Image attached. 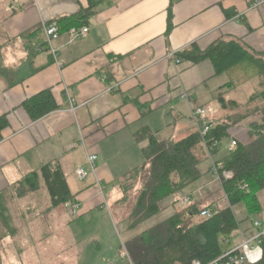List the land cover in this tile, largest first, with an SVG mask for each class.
Masks as SVG:
<instances>
[{
	"label": "crops",
	"instance_id": "0c3cea01",
	"mask_svg": "<svg viewBox=\"0 0 264 264\" xmlns=\"http://www.w3.org/2000/svg\"><path fill=\"white\" fill-rule=\"evenodd\" d=\"M255 1L109 0L75 29L88 27V35L74 38L65 19L79 16L89 0H0V119L6 120L0 193L44 165L58 164L68 185L72 176L78 183L91 179L75 195L81 216L100 205L94 185L119 184L143 163L140 130L174 141L197 133L182 96L188 94L193 107L220 113L218 99L229 90L221 91L227 82L213 86L225 76H216L210 61L195 65L179 55L222 39L264 53V5L251 9ZM52 22L61 30L53 43L57 58L45 46L44 27ZM44 91L58 109L33 121L24 104ZM234 133L242 142L239 130ZM88 154L97 156L96 174L81 181L76 171L87 167ZM24 235L17 238L21 244L29 241ZM7 240L0 242V264H27V245L15 244L21 247L17 257Z\"/></svg>",
	"mask_w": 264,
	"mask_h": 264
},
{
	"label": "trees",
	"instance_id": "16d2710c",
	"mask_svg": "<svg viewBox=\"0 0 264 264\" xmlns=\"http://www.w3.org/2000/svg\"><path fill=\"white\" fill-rule=\"evenodd\" d=\"M106 1L109 0H89L88 8L79 16L66 18L65 22L74 29L80 28ZM179 57L195 65L210 61L216 76L227 77L221 91L236 90L254 80L259 82L258 89L244 103L227 100L224 94L221 95L218 101L223 115L216 119L211 138L222 142L233 128H239L255 117L261 119L248 126L252 141L245 143L234 139L236 148L216 159L217 164H222L221 174H232L231 178L222 175L221 188L224 199H228L227 206L216 207L211 218H203L201 212L213 209L214 205L202 207L191 203V199L184 210L143 232L129 244L132 264H191L194 260L210 263L224 253L228 239H237L242 224L236 214L237 207H242L243 222L252 223V227L262 213L258 196L264 191V53L255 51L241 40L222 39L205 51L193 45ZM24 108L31 119L37 121L56 111L58 105L52 93L44 91L29 99ZM5 124L6 120L0 119V129ZM137 139L142 145L143 163L119 180L122 198L117 205L130 206L129 230L157 216L164 200L174 198L199 181L203 175L200 166L208 159L198 133L176 142L172 138L162 139L144 128L137 133ZM219 153L220 150L215 156ZM41 183L47 188L50 209L76 201L62 167L44 165L0 193V242L6 237L23 236L25 225L31 233L26 234L27 239L35 238L36 230L29 228L33 224H25L24 218L31 210L23 213L19 204L36 193ZM140 184L137 196L132 200L131 195ZM260 264H264V258Z\"/></svg>",
	"mask_w": 264,
	"mask_h": 264
},
{
	"label": "rangeland",
	"instance_id": "374dc122",
	"mask_svg": "<svg viewBox=\"0 0 264 264\" xmlns=\"http://www.w3.org/2000/svg\"><path fill=\"white\" fill-rule=\"evenodd\" d=\"M220 78L213 83V86L227 82L226 76ZM258 85V80H254L239 89L230 90L226 93V99L244 103L258 89ZM208 108L209 119L214 122H216L217 117L223 115L222 112L215 111L213 106H208ZM260 119L261 117H255L241 124V128H233L230 131V136L221 142V154L216 156L215 159H220L223 155L228 154V145L234 139L233 136H236V133H234L236 130H239L237 137L242 142L252 141L248 126L260 121ZM83 144L84 142H82ZM82 148L84 149V147ZM211 166V162L207 159L200 166L203 175L199 181L186 188L183 193L177 194L174 198L164 200L161 203L162 211L134 230H129L128 227L129 204L117 205L122 198V191L117 182L112 185H103L102 190L94 185L99 194L100 205L81 216L73 215L70 210L66 212L62 206L50 209L51 201L47 188L44 183H41V187L36 193L19 204L23 213L31 210V214L26 213L27 215L24 218L25 224H33L32 227L28 226L31 231L36 230V234H33L35 238L25 241L23 244L13 237H9L10 242L7 241L17 257L21 247L15 248V244H19V246L27 245L29 249L27 264H132V249L129 244L142 235L143 232L166 222L175 214L184 210L188 206V203L182 202L184 198L190 197L192 199L191 203L202 207L214 205L223 208L227 206L221 184L213 177ZM85 169L90 171L88 163ZM69 182L72 193L78 195L77 193H80L84 186L91 182V179H88L86 183H78L72 176L69 178ZM140 187L141 184L137 185L133 191L132 200L137 196V190ZM258 197L262 205V213L256 220L264 228V191ZM235 210L239 220L242 221L241 228L245 232V237L247 239L252 238L255 234L252 223L243 222L245 216L244 213H241L242 207H237ZM22 230L25 235L28 233L26 225ZM236 240L237 243L241 242V238L238 236ZM41 241L45 244L42 245ZM22 255L24 256L23 259H26L23 253Z\"/></svg>",
	"mask_w": 264,
	"mask_h": 264
},
{
	"label": "built area",
	"instance_id": "2783aa9c",
	"mask_svg": "<svg viewBox=\"0 0 264 264\" xmlns=\"http://www.w3.org/2000/svg\"><path fill=\"white\" fill-rule=\"evenodd\" d=\"M264 5V0H256L251 5V9H257ZM89 28L83 27L80 31L73 30L72 36L74 38H85L88 35ZM44 33H45V46L52 55L57 58V52L53 47V43L59 38L60 36V29L56 22L49 23L45 25L44 27ZM41 49L42 46H39ZM176 64L180 63V60L175 59L174 60ZM182 99L185 100L190 106L192 111V117L191 120L197 130V133L200 135L203 141V145L205 147L206 155L209 161L211 162V173L213 174V177L222 184L223 176L226 178H231V173H223L222 171V164H217L215 159V154L218 150H220L221 142L211 138L210 134L212 130L215 127V122L211 119H209L208 112L206 109L202 107H193V100L188 94H184L182 96ZM73 111L76 110V106L74 102H72ZM237 143L235 140L232 141V143L228 146L229 150H233L236 148ZM87 162L88 166L90 168V171L86 170L85 168H79L76 171V174L78 178L81 181L87 180L91 175L96 174V163H97V156L93 154H88L87 156ZM227 199V198H226ZM225 199V200H226ZM180 200V198H179ZM191 201L190 197L184 198L182 200L183 203H188ZM228 203V199L226 200ZM68 208L70 212L73 215H77L81 209V206L79 202L75 201L68 205ZM216 210V206H214L213 209H204L201 212V217L203 218H211L213 216V211ZM253 230L255 231V234L252 238L247 239L245 237V232L242 230V228L238 231V237L241 238V242L237 243V240H231L228 239L225 244L227 245L226 250L224 253L218 257L217 259L213 260L210 263L207 264H260L263 261L264 258V228L263 225L255 220L253 222ZM191 264H204L201 261L194 260Z\"/></svg>",
	"mask_w": 264,
	"mask_h": 264
},
{
	"label": "clouds",
	"instance_id": "9594fccd",
	"mask_svg": "<svg viewBox=\"0 0 264 264\" xmlns=\"http://www.w3.org/2000/svg\"><path fill=\"white\" fill-rule=\"evenodd\" d=\"M18 55H20V56H24V55H26L25 53H18ZM11 62V57H9V60L8 61H6V64L7 63H10Z\"/></svg>",
	"mask_w": 264,
	"mask_h": 264
}]
</instances>
